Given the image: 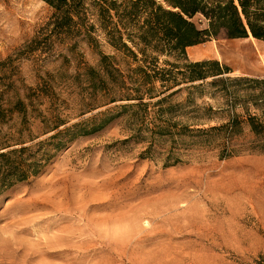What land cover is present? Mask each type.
Segmentation results:
<instances>
[{
    "label": "rangeland",
    "instance_id": "rangeland-1",
    "mask_svg": "<svg viewBox=\"0 0 264 264\" xmlns=\"http://www.w3.org/2000/svg\"><path fill=\"white\" fill-rule=\"evenodd\" d=\"M12 4L0 1V147L10 146L6 152L25 143L23 157L48 155L39 173L22 182L8 176L13 156L0 158V264H264V153L250 149L248 128L242 125L231 137L228 146L239 153L227 158L221 157L222 141L203 142L195 126L170 140L134 136L120 118L70 140L64 129L106 111L113 115L120 105L102 106L107 99L92 95L86 74L98 71L107 56L121 74L139 63L98 30L88 40L47 38L52 11L42 0H16L13 24ZM35 40L44 43L30 51ZM186 57L231 71L207 79L206 92L221 78L264 80V41L219 36L187 48ZM164 60L174 62L162 56L156 65ZM38 84L50 95L28 100ZM185 96L181 92L172 103ZM17 101L25 118L8 112ZM222 103L219 97L195 100L212 106L199 128L229 122L232 113ZM232 112L241 115L242 109ZM57 115L66 125L44 134L42 122ZM58 142L63 145L56 149Z\"/></svg>",
    "mask_w": 264,
    "mask_h": 264
},
{
    "label": "trees",
    "instance_id": "trees-1",
    "mask_svg": "<svg viewBox=\"0 0 264 264\" xmlns=\"http://www.w3.org/2000/svg\"><path fill=\"white\" fill-rule=\"evenodd\" d=\"M52 11L51 27L47 38L64 35L67 38L90 39L97 30L115 50L120 48L138 66L121 74L111 66L113 57H103L98 71L87 73V80L93 84L92 95L103 93L106 103L117 104L115 114L100 113L99 118L76 123L64 129L71 134L70 140L93 134L117 119H122L128 131L134 136L143 133L150 137L180 139L187 136L189 127L204 135L203 142L214 139L222 141V158L239 153L230 149L233 135L241 134L245 125L254 138L251 150L264 153V80L254 78H221L209 83L212 92H206L203 83L207 79L230 74L228 69L219 68L216 61L192 62L186 57V49L223 36L226 39L250 37L264 41V0H42ZM44 40V39H43ZM42 41L31 43L30 51L41 47ZM128 44L131 46L129 47ZM134 48V50H132ZM171 57L174 62L164 60L163 67L156 65L159 57ZM102 74V75H100ZM107 80V81H106ZM110 86V87H109ZM182 86H185L182 88ZM33 94L28 100L48 98L46 85L38 84L30 89ZM181 92L186 96L181 103H172ZM208 96L212 100L223 99L222 106L232 113L228 123L208 128H199L210 119L212 106L195 105V100ZM21 106V108H17ZM237 106L242 114L233 113ZM97 109L94 108L92 110ZM251 110L253 112H251ZM27 116L25 106L17 101L8 112ZM110 115V116H107ZM5 116L0 110V122ZM184 122V123H183ZM44 134L54 132L66 125L59 116L45 119ZM22 130H18L21 134ZM63 132V131H62ZM61 131L50 136L53 140ZM227 142V143H226ZM16 143L0 147V158H10V173L13 182H22L36 176L41 161L48 151H37L23 157L28 150ZM58 142L53 146H62ZM41 155L38 157L37 155ZM1 169V168H0Z\"/></svg>",
    "mask_w": 264,
    "mask_h": 264
},
{
    "label": "bare ground",
    "instance_id": "bare-ground-1",
    "mask_svg": "<svg viewBox=\"0 0 264 264\" xmlns=\"http://www.w3.org/2000/svg\"><path fill=\"white\" fill-rule=\"evenodd\" d=\"M1 1V0H0ZM5 1H7V2H13V10L11 11V13H9L10 15H9V18L10 19H12V23L14 24L15 23V20H16V18H13V17H15V16H17L16 14L18 13V11H19V9H18V7H20V6H18V7H15V3H16V0H5ZM23 2V1H22ZM3 3V2H2ZM19 4H21V3H19ZM23 4V3H22ZM22 6V5H21ZM22 8V7H21ZM3 9V8H2ZM12 9V8H11ZM21 10V9H20ZM5 11H7V10H5ZM24 11L25 10H23V13H24ZM4 13V12H3ZM8 13V12H7ZM7 13H6V15H7ZM21 13V12H20ZM22 13V14H23ZM2 14V13H1ZM5 14V13H4ZM21 15V14H20ZM4 17V16H3ZM7 18V17H6ZM9 19V20H10ZM8 20V19H7ZM18 20V19H17ZM17 22V21H16ZM18 23V22H17ZM261 60V62H262V65L264 64V59H260ZM263 67H264V65H263Z\"/></svg>",
    "mask_w": 264,
    "mask_h": 264
}]
</instances>
